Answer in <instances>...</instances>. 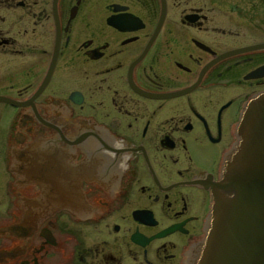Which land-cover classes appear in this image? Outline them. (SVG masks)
Wrapping results in <instances>:
<instances>
[{"label":"flooded vegetation","instance_id":"af4514ba","mask_svg":"<svg viewBox=\"0 0 264 264\" xmlns=\"http://www.w3.org/2000/svg\"><path fill=\"white\" fill-rule=\"evenodd\" d=\"M264 91V0H0V264H186Z\"/></svg>","mask_w":264,"mask_h":264},{"label":"water","instance_id":"95a60500","mask_svg":"<svg viewBox=\"0 0 264 264\" xmlns=\"http://www.w3.org/2000/svg\"><path fill=\"white\" fill-rule=\"evenodd\" d=\"M186 264H264V91L244 102Z\"/></svg>","mask_w":264,"mask_h":264}]
</instances>
